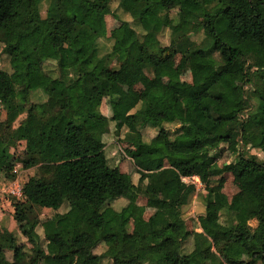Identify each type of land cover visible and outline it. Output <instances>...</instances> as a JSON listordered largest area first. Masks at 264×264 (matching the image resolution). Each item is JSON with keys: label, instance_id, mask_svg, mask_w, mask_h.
<instances>
[{"label": "trees", "instance_id": "16d2710c", "mask_svg": "<svg viewBox=\"0 0 264 264\" xmlns=\"http://www.w3.org/2000/svg\"><path fill=\"white\" fill-rule=\"evenodd\" d=\"M106 16L120 24L101 55ZM0 46L10 67L0 69V105L15 102L0 121V164H9L0 183L14 178V146L23 147L24 168L38 170L23 177V201L11 200L30 249L0 228V264H210L216 254L223 264H264V161L248 152L264 156V0H0ZM177 56L190 82L176 71L167 83L149 76ZM52 84L60 89L32 102ZM116 86L139 89L137 110ZM103 104L126 128L137 184L108 166ZM147 128L157 130L148 142ZM222 145L234 161L218 167ZM223 174L238 188L230 199L211 182ZM194 176L206 191L202 232L189 230L181 214L183 197L194 192L182 179ZM153 177L163 197L144 184ZM145 208L156 212L144 219ZM43 209L54 215L41 222ZM233 244L247 261L226 255ZM98 246L103 253H94Z\"/></svg>", "mask_w": 264, "mask_h": 264}, {"label": "rangeland", "instance_id": "374dc122", "mask_svg": "<svg viewBox=\"0 0 264 264\" xmlns=\"http://www.w3.org/2000/svg\"><path fill=\"white\" fill-rule=\"evenodd\" d=\"M114 5L111 7L112 11L116 10V7ZM45 7H46V4H43L41 6V8L43 10L45 9ZM174 14H175V12H171V16H174ZM123 16H125V15L121 14V17H123ZM119 24L120 23L118 21H116L115 19H113L112 16H106L103 19L102 24H101V35H102V37L99 40V44L101 46V48H100V51H101L100 54L101 55L103 53H108L110 51L111 46H112V42H113V37H114V34H115ZM202 40H203L202 34H198V35L193 37V41H195L196 43H200ZM168 41H169V31H166L160 37V43L162 46H165L168 44ZM179 59L180 60H178V58L176 60H173L167 66L159 68L156 72H151L149 74V76L150 77H156L162 83H167L168 80L172 76V72L176 71V72H178L179 77L182 81L190 82L191 77H190L188 65L183 61V58H179ZM44 68L50 69L51 71L53 69L52 67L50 68L48 65H45ZM0 69L10 72L8 58L6 57V55L3 54L1 46H0ZM229 83L233 84V81L229 80ZM119 87H122V86H118V87L116 86L114 89V92L117 95V97H118V95H121L123 97V99L129 100L130 102H134L135 103L134 105H136L134 110H137V108L139 107V101H138L139 89L135 88L134 90H128L125 87L124 88H119ZM59 89H60V85L52 84L45 91H37L35 93V96L32 97V102L33 103L44 102L48 98V96H50L53 92H55ZM252 105H253V109H254L257 105V101L253 100ZM14 107H15V102H12L11 104H9L7 108H6V106L0 105V121H3L5 119L6 110L7 109L12 110V109H14ZM101 112L105 115V117L107 119L106 120V133L107 134H105V138H104V144L106 145V148H107L106 153H108V150L112 151L110 153H113V151L116 152V154L113 157L110 156L108 158L109 166L110 167L118 166L121 170H123L126 174H128L131 177V180L134 184H137L139 176L136 173V169L132 164L129 149H127L126 146H124V144L122 143V139H123L122 135L126 131V128L121 124L118 125L116 122H112L109 120V111L107 110L105 104L102 105ZM19 121H20V119H18L16 124H14L15 127L17 126ZM156 133H157L156 129L150 128V129L143 130L142 131L143 140L148 142L149 140H151L156 135ZM12 151H13V153L15 152V154H14V156L16 157L15 161L21 165L20 171L22 173V177L28 178V177H33V176L38 175V170L36 168H29V169L24 168V164L26 163L27 159L23 155V147L21 145H17V146L12 147ZM248 152L251 155H255L260 161H264V156L260 151L250 150ZM110 153H109V155H110ZM214 156L217 158L216 165L218 167H222L223 165H227L229 163H232V161H234V155H232L227 150L225 145H222L220 148V151L218 153H215ZM114 161H118V162L116 164H114ZM8 165L9 164L6 163L3 166H1L3 173H4L5 168ZM10 173L12 174L11 171H10ZM2 177L3 176H0V179ZM211 182L214 185H221L223 193L229 199L238 192V188L234 184L233 178L230 174H223L218 178L212 179ZM145 183L146 182H144V184ZM149 186H147V187L151 192L158 195L159 197H163L164 191H163L161 183L157 177H153L149 180ZM190 195H192V194H190ZM185 198H187V199H185ZM184 200H185L187 208L182 210V212H181L182 218L187 223V227L189 230H196L199 227V223H200V221H199L200 217L199 216L201 213L200 211L203 209V206H204V200L203 199L198 200V202L196 203L197 208H194L193 202L191 201L192 199L190 200V196L188 197L187 195H185ZM145 203H146V200L143 197L138 198V201H137L138 205L145 206ZM115 206L117 207L118 204H116ZM145 210L146 211L144 213V219H148L149 217L153 216L156 212L155 210L150 209V208H145ZM2 211H3V209L1 208L0 213L2 214V217L0 219V228H5L9 232H11L16 237L17 242L25 243L24 248H25V251L28 252L30 249V246H28L26 244V242L21 238L19 231H18V226L23 224L24 221L14 218L11 207L10 208L7 207L6 211H3V212ZM36 212H37L38 218L41 222L48 220V219H51L54 215V212L52 210H47V209L37 210ZM224 220H225V217L222 216L221 221H224ZM249 224L252 228L256 227L255 221H251ZM129 229H131V226ZM38 234L43 241V233H42L41 229L38 230ZM20 245L21 244H18L14 251L6 252L7 259L11 260L12 255L15 252L18 253L20 251ZM44 249H45L46 253L51 252V247L47 243H44ZM186 249L188 250L187 247H186ZM103 250H104L103 246H98L94 250V253L95 254H101V253H103ZM226 255L229 258H232V259H235L238 261H247L248 260V255H247L246 251L240 245H237V244L231 245L227 249ZM210 263H212V261ZM103 264H107V262H104Z\"/></svg>", "mask_w": 264, "mask_h": 264}, {"label": "crops", "instance_id": "0c3cea01", "mask_svg": "<svg viewBox=\"0 0 264 264\" xmlns=\"http://www.w3.org/2000/svg\"><path fill=\"white\" fill-rule=\"evenodd\" d=\"M178 58V60H180L179 58H181L180 56H178V57H176L174 60H176ZM184 61V60H183ZM185 62V61H184ZM186 63V62H185ZM187 64V63H186ZM188 65V64H187ZM119 88H123V87H119ZM127 89V88H126ZM129 90V89H128ZM118 97L121 99V100H124V101H127V102H130L129 100H125V99H123V97L121 96V95H118ZM130 103H132L133 105L135 104L134 102H130ZM135 107H136V105H134ZM117 125V124H116ZM119 125V124H118ZM147 129H150V128H147ZM126 132V131H125ZM124 132V133H125ZM105 134H107L106 133V127H105ZM105 134L103 135V137H102V141H103V143H104V138H105ZM122 136H124V134L122 135ZM123 138V137H122ZM106 145H105V156H106V159H107V163H108V158L110 157V156H114L115 154H116V152L115 151H113V153H110V152H112L111 150H108V153H106ZM109 153H110V155H109ZM108 155V156H107ZM132 161V160H131ZM118 161H114V164H116ZM133 164V163H132ZM4 164H0V170L2 171V168H1V166H3ZM108 166H109V163H108ZM114 167V166H113ZM113 167H111V168H113ZM115 167H118V166H115ZM119 168V167H118ZM120 169V168H119ZM121 170V169H120ZM0 171V176L2 175V172ZM121 172H123V173H125L123 170H121ZM150 180V179H149ZM149 180L147 179V180H145V184H146V186H149ZM150 187V186H149ZM192 195H190V194H187V196L189 197L190 196V200L193 202V205H194V208H197V202H198V200L199 199H203L204 200V197H205V195H206V193H196L195 192V188H194V192L193 193H191ZM185 197V196H184ZM184 197H183V204H182V207H181V212H182V210L183 209H186L187 208V206H186V203H185V200H184ZM185 199H187V198H185ZM7 207H11V202H10V200L9 199H6V198H4V197H2V196H0V209L2 208L3 209V211H6L7 210ZM12 208V207H11ZM201 210V209H200ZM2 211V212H3ZM146 211V210H145ZM201 213H200V223H199V227L195 230L196 232H202V229H203V227H204V212H205V207L203 206V209L200 211ZM1 217H2V214L0 213V219H1ZM186 247L188 248V250L186 249ZM184 250L186 251V252H190L191 250H192V238H189L187 241H186V243H185V245H184ZM212 261V263H210V264H223V262L221 261V259L218 257V255L216 254L214 257H213V259L211 260ZM210 261V262H211Z\"/></svg>", "mask_w": 264, "mask_h": 264}, {"label": "built area", "instance_id": "2783aa9c", "mask_svg": "<svg viewBox=\"0 0 264 264\" xmlns=\"http://www.w3.org/2000/svg\"><path fill=\"white\" fill-rule=\"evenodd\" d=\"M241 146V144H240ZM240 149V148H239ZM12 169L11 172L14 175L12 180H4L0 183V196L11 200H15L17 202L23 201V191H22V184H23V177L21 173V165L17 163L16 157L13 159ZM182 181L186 184H192L195 188L196 193H206L204 185L200 182L198 177H189L184 178Z\"/></svg>", "mask_w": 264, "mask_h": 264}]
</instances>
